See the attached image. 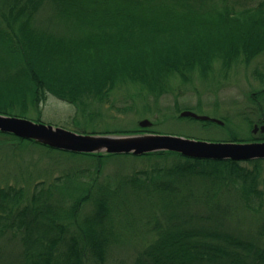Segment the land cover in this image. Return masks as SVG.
<instances>
[{
    "label": "trees",
    "instance_id": "1",
    "mask_svg": "<svg viewBox=\"0 0 264 264\" xmlns=\"http://www.w3.org/2000/svg\"><path fill=\"white\" fill-rule=\"evenodd\" d=\"M263 53L264 0H0V114L41 117L48 94L83 111L110 104L117 87L158 98L176 81L209 78L215 64L227 72ZM253 73L264 81V63ZM3 139L41 148L61 170L47 183L0 185V238L20 244L0 264H105L129 234L142 245L131 264H264V159L80 153ZM115 156L148 165L116 178L104 173ZM231 192L261 214L257 232L227 227ZM140 202L152 211L134 219L127 209Z\"/></svg>",
    "mask_w": 264,
    "mask_h": 264
},
{
    "label": "rangeland",
    "instance_id": "2",
    "mask_svg": "<svg viewBox=\"0 0 264 264\" xmlns=\"http://www.w3.org/2000/svg\"><path fill=\"white\" fill-rule=\"evenodd\" d=\"M46 14L41 9L38 17L43 18ZM263 63L264 53L249 64H238L227 72H220L219 64H215L209 78L194 79L190 83L176 81L170 92L158 98L134 96L132 88L117 87L111 93L110 104L90 103L83 111H77L74 105L48 94L42 104L41 117L33 114L29 119L79 133L107 131L111 134L130 133L128 131L140 128L139 121L147 119L150 124L143 128L147 133L151 130L153 134L206 142L259 141L264 133L259 130L253 133L252 127L258 119L264 120V96L259 94L264 88V81L253 71L262 68ZM186 109L221 120L222 124L179 117V112ZM248 121L252 123L250 126ZM260 124L264 122L257 123L258 126ZM234 134L237 136L235 140L232 137ZM11 144L6 139L0 140V185H27L28 182L32 185L39 180L47 183L60 174L59 158H51L53 156L39 147L23 144L12 148ZM147 165L139 157L115 156L104 164V173L119 178V175L130 174ZM223 192L225 194V188ZM226 199L223 206L227 227L252 234L257 232L258 226H262L261 214L244 205L235 192L227 194ZM142 205L140 202V206L137 204L127 209L138 215L132 218L138 219L145 210L152 211ZM141 247L139 236L129 234L114 246L105 264H131ZM19 251V242L8 233L4 239L0 238V260H13L18 257Z\"/></svg>",
    "mask_w": 264,
    "mask_h": 264
},
{
    "label": "water",
    "instance_id": "3",
    "mask_svg": "<svg viewBox=\"0 0 264 264\" xmlns=\"http://www.w3.org/2000/svg\"><path fill=\"white\" fill-rule=\"evenodd\" d=\"M181 117L222 124L221 120L182 110ZM147 119L139 121L146 127ZM264 133V124L253 125L252 132ZM0 132L10 133L24 139H32L50 147L80 153H111L142 155L156 151L176 152L183 156L200 159H230L247 161L264 159V141L206 142L173 135H158L147 132L133 133H79L64 127L45 124L29 118L0 114Z\"/></svg>",
    "mask_w": 264,
    "mask_h": 264
}]
</instances>
